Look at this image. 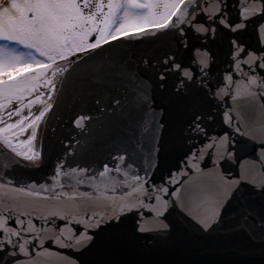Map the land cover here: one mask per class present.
I'll use <instances>...</instances> for the list:
<instances>
[{"label":"water","instance_id":"obj_1","mask_svg":"<svg viewBox=\"0 0 264 264\" xmlns=\"http://www.w3.org/2000/svg\"><path fill=\"white\" fill-rule=\"evenodd\" d=\"M40 157L0 143V264H264V0H185L79 55Z\"/></svg>","mask_w":264,"mask_h":264},{"label":"rangeland","instance_id":"obj_2","mask_svg":"<svg viewBox=\"0 0 264 264\" xmlns=\"http://www.w3.org/2000/svg\"><path fill=\"white\" fill-rule=\"evenodd\" d=\"M13 1L0 9V34L15 35L16 40L12 44L0 43V78L14 75L29 62L41 61L44 57L30 48H17V44L21 46L18 40H26L30 46L43 49L48 44L54 53L69 55L89 38L84 0H38L27 9L12 5ZM179 1L108 0L101 17L102 28L99 26L100 32L94 41L97 43L118 33L161 23ZM38 120V115L29 119L21 115L0 117V137L16 154L30 159L38 153L35 132Z\"/></svg>","mask_w":264,"mask_h":264},{"label":"flooded vegetation","instance_id":"obj_3","mask_svg":"<svg viewBox=\"0 0 264 264\" xmlns=\"http://www.w3.org/2000/svg\"><path fill=\"white\" fill-rule=\"evenodd\" d=\"M13 1V0H11ZM38 0H14L12 5H18L21 6L22 9H27L30 7L29 4H37ZM80 1V0H79ZM108 0H84L83 4L85 5V8L83 7V12L86 11V24H88L89 29L87 32V35L89 38L84 39L82 45L79 48L74 49L69 55H63V53H54L51 50V46L48 44L46 45V48H41L36 47V46H30L26 40H18L17 43H20L21 46H18L17 48H30L32 51H36L38 54H43L44 57L41 61L33 62V63H28L31 65H27V67L23 68L21 71L18 73H15L14 75L7 76V77H23L26 76L30 73H33L34 67L39 66V65H50L49 67L46 68V70L43 72V74L35 81L37 83L35 90L33 92L28 93L24 98L15 100L14 105L12 108V112H16L18 110H22V116H26V118H34L36 115H40L41 111L43 110V106H47V102L51 101L53 97L55 96L56 93V88L57 84L59 83V80L61 78V70L71 61L72 57L74 54L79 53L81 51L90 49L100 42L106 40L102 39V41H99L95 43L97 39V35L99 34V26L102 28V22H101V17L105 14L106 8L105 5ZM24 5V6H23ZM30 15H32V12H30ZM96 32V33H93ZM95 34V41H91L90 37L92 34ZM15 35L9 36V35H3L0 34V43L3 41L7 42H15L16 40L14 39ZM89 40V41H88ZM12 44V43H11ZM29 71V72H28ZM7 77H3L0 79H5ZM53 83V85H51ZM40 95V96H39ZM34 98H37L40 100L41 105L38 106L36 109L30 110L26 106V101L32 100ZM2 117V115L0 116ZM1 141H6L4 138L0 137Z\"/></svg>","mask_w":264,"mask_h":264},{"label":"bare ground","instance_id":"obj_4","mask_svg":"<svg viewBox=\"0 0 264 264\" xmlns=\"http://www.w3.org/2000/svg\"><path fill=\"white\" fill-rule=\"evenodd\" d=\"M65 74H66V68H63L62 70H61V79L59 80V84H60V82L62 81V79L64 78V76H65ZM58 84V85H59ZM51 85H53V83H51ZM40 96V95H39ZM37 99V98H36ZM39 104V103H38ZM41 113H42V115H41V118L38 120V122H37V124H36V138H37V140L38 139H40V132L42 131V128H43V124H44V118H45V116H46V113H47V111H44V110H42L41 111ZM34 161V160H33ZM34 162H36V161H34Z\"/></svg>","mask_w":264,"mask_h":264}]
</instances>
